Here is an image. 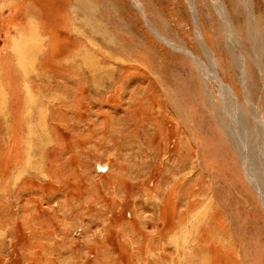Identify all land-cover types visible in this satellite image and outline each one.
<instances>
[{"label": "rangeland", "instance_id": "1", "mask_svg": "<svg viewBox=\"0 0 264 264\" xmlns=\"http://www.w3.org/2000/svg\"><path fill=\"white\" fill-rule=\"evenodd\" d=\"M0 264H264V0H0Z\"/></svg>", "mask_w": 264, "mask_h": 264}, {"label": "bare ground", "instance_id": "2", "mask_svg": "<svg viewBox=\"0 0 264 264\" xmlns=\"http://www.w3.org/2000/svg\"><path fill=\"white\" fill-rule=\"evenodd\" d=\"M27 45V44H26ZM87 62H89L88 60H87Z\"/></svg>", "mask_w": 264, "mask_h": 264}]
</instances>
